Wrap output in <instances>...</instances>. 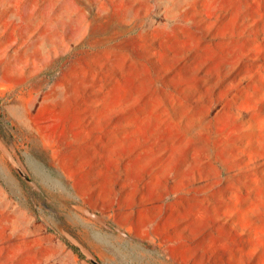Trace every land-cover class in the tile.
I'll list each match as a JSON object with an SVG mask.
<instances>
[{
    "label": "rangeland",
    "instance_id": "obj_1",
    "mask_svg": "<svg viewBox=\"0 0 264 264\" xmlns=\"http://www.w3.org/2000/svg\"><path fill=\"white\" fill-rule=\"evenodd\" d=\"M87 256L264 264V0H0V264Z\"/></svg>",
    "mask_w": 264,
    "mask_h": 264
},
{
    "label": "water",
    "instance_id": "obj_2",
    "mask_svg": "<svg viewBox=\"0 0 264 264\" xmlns=\"http://www.w3.org/2000/svg\"><path fill=\"white\" fill-rule=\"evenodd\" d=\"M19 171H20V169L19 168H17ZM20 173H21V171H20ZM72 244L74 245V247L76 248V249H78V250H80L81 252H82V250H81V246H80V244L78 243V242H76L75 240H72ZM87 258L93 263V264H100L97 260H95L93 257H91V256H87Z\"/></svg>",
    "mask_w": 264,
    "mask_h": 264
},
{
    "label": "trees",
    "instance_id": "obj_3",
    "mask_svg": "<svg viewBox=\"0 0 264 264\" xmlns=\"http://www.w3.org/2000/svg\"><path fill=\"white\" fill-rule=\"evenodd\" d=\"M73 250H74L76 253H78L77 249L73 248Z\"/></svg>",
    "mask_w": 264,
    "mask_h": 264
}]
</instances>
